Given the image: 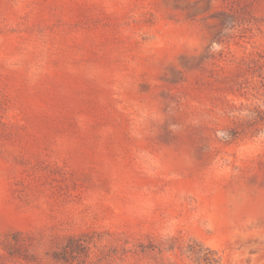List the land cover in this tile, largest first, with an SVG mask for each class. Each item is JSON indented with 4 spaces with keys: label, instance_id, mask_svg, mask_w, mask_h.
<instances>
[{
    "label": "rangeland",
    "instance_id": "rangeland-1",
    "mask_svg": "<svg viewBox=\"0 0 264 264\" xmlns=\"http://www.w3.org/2000/svg\"><path fill=\"white\" fill-rule=\"evenodd\" d=\"M0 264H264V0H0Z\"/></svg>",
    "mask_w": 264,
    "mask_h": 264
}]
</instances>
